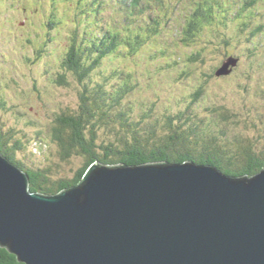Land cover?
Listing matches in <instances>:
<instances>
[{
  "label": "rangeland",
  "instance_id": "1",
  "mask_svg": "<svg viewBox=\"0 0 264 264\" xmlns=\"http://www.w3.org/2000/svg\"><path fill=\"white\" fill-rule=\"evenodd\" d=\"M247 1L143 0L132 13L127 10L129 3L124 4L122 0L120 6L114 7L107 0L100 8V26L113 25L121 33L124 31L123 39L114 48L115 52L103 58L100 66L93 69L90 79L79 83L63 69L60 59L71 44L70 32H83V26L79 27L75 17L87 19L89 16L79 6L73 8L75 4L69 0H0V136L4 138L2 133H7V137L11 135L18 140L21 148L10 152L14 161L21 163L24 169L48 170L51 181L73 178L82 167L83 159L73 156L63 159L59 155L58 146L50 136L51 126L57 114L76 111L79 94L85 88L92 92L102 83L109 81L112 85L110 80L114 77L110 72L117 66L130 74L132 85L122 99L119 111L124 113L122 118L131 128L137 130V138L143 145L146 138L151 143L156 136L162 135L167 128L168 116L184 110L190 105L193 94L201 90V97L189 111L195 120L208 118L213 108L233 107L244 135L264 153V119H261L264 117V97L262 99L254 92L264 95V38L260 46L259 38L239 35L241 30L247 32L258 25L257 18L247 22L245 13H252L251 10L244 13V10L252 9ZM82 2L85 11L88 8L91 15V7L85 5L84 0ZM257 2L264 13V0ZM206 3L209 7L215 6V10L211 8L208 14ZM197 7L200 11L193 12ZM130 19L134 22L128 23ZM156 19L159 21L155 24L152 20ZM208 19L207 31L195 34L196 28L207 23ZM190 21L196 25L192 37L186 31ZM87 25L94 37L90 28L95 23ZM128 26L136 35L145 32L143 42L136 37L140 44L133 48L129 46L135 43L132 32L126 30ZM145 36H148L146 40ZM51 37L57 38L54 43L50 41ZM50 45L51 50L47 53ZM228 48L235 58V64L228 65L233 70L230 74L215 77L213 70L219 68V72L225 63H230L225 57ZM193 50L203 51L205 67L201 73L191 76L190 73L195 74L197 69L193 65L189 74L184 75L186 68L192 66L189 60ZM112 57L120 62L116 63ZM32 71L33 75L30 74ZM58 74H65L68 83H57ZM106 122L104 127L97 123L94 132L99 144H120L121 139L131 136V129L121 125L117 118L112 117ZM188 127L186 124L184 130ZM232 136L227 135L228 142L232 141ZM13 142L7 143V149L12 148ZM192 163L204 166L196 161Z\"/></svg>",
  "mask_w": 264,
  "mask_h": 264
},
{
  "label": "water",
  "instance_id": "2",
  "mask_svg": "<svg viewBox=\"0 0 264 264\" xmlns=\"http://www.w3.org/2000/svg\"><path fill=\"white\" fill-rule=\"evenodd\" d=\"M224 64L218 76L229 72ZM0 157V247L24 264H264V169L94 163L55 195Z\"/></svg>",
  "mask_w": 264,
  "mask_h": 264
},
{
  "label": "trees",
  "instance_id": "3",
  "mask_svg": "<svg viewBox=\"0 0 264 264\" xmlns=\"http://www.w3.org/2000/svg\"><path fill=\"white\" fill-rule=\"evenodd\" d=\"M69 1L71 4H75L73 8L79 6L89 18L84 19L83 17H75V22L80 23L79 27L82 28L83 26V32L81 34H78L75 30L70 32L69 37L71 44L68 46L64 56L60 59V63L65 71L71 73L73 77H75L76 81L85 83L87 82V78L90 79L93 69L96 68L97 65L100 66V62L103 58L115 52L114 48L119 45L123 39L124 31L121 33L113 25L100 26V19H102L99 18L100 8L106 4L107 0H84V4L91 7V15L88 8L85 11L82 0ZM86 1H89V3H86ZM121 1L122 0H109L114 7L120 6ZM123 1H125L124 4H130V8L127 10H131L132 13H135L134 10L139 6V1L143 0ZM247 2L252 7V9L244 10V13L249 10L252 12L249 15L245 13L246 17H248L247 22L257 18L258 25L253 26L247 32L241 30L242 32L239 33V35L259 38L260 46H262L261 39L264 38L263 10L261 8L259 9L257 0H248ZM142 4L143 3H141V6ZM206 5L209 7V3H206ZM199 8L203 9L201 6ZM199 8L197 7L193 12L196 13L200 11ZM211 8L215 10L216 7L211 5L207 9L208 14ZM77 13L78 11L76 10L75 16ZM80 19H82V21L78 22L77 20ZM116 20L117 19L114 21ZM152 21H155L156 24L159 20L156 19ZM89 22L95 23V26L90 28V30L95 33L96 37L90 35L91 32L88 30L87 25ZM132 22H134L133 19H130L128 23ZM195 26L196 25H192L191 21L188 22L186 31L190 37L193 36V29ZM128 27L129 28H126V30L127 32H132L134 38L133 43H135L134 45L128 44L133 48V46L139 43L138 38L143 42L142 39L145 32L136 35L132 31V27ZM207 27H209V19L207 23L196 28L197 31L195 34H200L202 30L206 32ZM7 36L6 34V37ZM147 37L148 36H145V40ZM149 37L151 39L152 35ZM56 39L51 37L50 41L54 43L53 41ZM51 45L47 53L50 52ZM202 52V50H193L191 52L192 55L189 62L192 66L186 68L184 75L189 74L188 71L194 67L193 65H195L197 69L194 70V72H196L195 74L190 73L191 76L202 72L205 67V60L203 59L204 54ZM226 53V59L230 62L235 61L230 49L226 50ZM112 59L114 61L116 60V63L120 62V59L118 61L116 57H112ZM217 70L212 71L215 77L218 76ZM232 70L233 69L230 68L228 73L230 74ZM33 73L34 71L30 74L33 75ZM110 75L114 77V79L110 80L113 83L112 85H110L109 81L107 83L105 82L106 84L102 83L98 85V89L92 92L85 88L79 94L80 103L76 111L71 113L66 111L57 114L55 116V123L51 126L50 136L58 146L59 155H61L63 159H69L72 156L81 157L83 159L82 167L75 173L73 178L51 181V177L49 176L50 173H47L48 170L24 169L21 163L14 161L10 153L12 150L21 148L20 144L16 142L18 140H14V137H11V135L7 137V133H2L5 139L0 136V153L7 158L8 161L25 172L29 179V191L31 193L37 192L46 195H55L60 191L74 187L82 181L88 168L95 162H100V164L106 166H116L119 164L136 166L166 161L171 163H183L188 162L184 160H189L192 162L196 161L197 164L201 163V165L212 166L217 171L221 172V174L230 178H242L244 176L251 178L263 171L264 153L253 145L247 138V135H244L242 126L237 120V112L233 107L223 105L220 108H213V112L208 115V118L199 121L195 120L192 116V112L189 111L194 109H191V105L196 103L197 99L199 100L201 97V90H197L196 93L193 94L190 105L185 107L184 110H178L168 116L166 122L167 128L162 135L156 136L151 143L148 142V138H146L145 145H143V142L137 138V130L133 128V126L131 128L129 122L122 118L124 113L119 111L122 99L132 87L130 83V74H127L123 67L117 66L110 72ZM121 75L124 76V78H121ZM64 82L68 83L65 74H58L57 83L64 85ZM14 83H16L15 80ZM90 83H92V80H90ZM103 84L105 85L103 86ZM16 85L19 84L16 83ZM22 92L23 89L20 90V96H22ZM254 92L263 99V94H260L256 90H254ZM262 111L264 113V108ZM260 115L262 116L263 114ZM112 117L121 121V125H125L127 128L131 129V136L128 139H121L120 144L118 142L116 144L112 142L108 144H99L97 142V136L94 134V132L97 131V123L100 122L104 127V123H107L106 121L110 120ZM261 119H264V117L262 116ZM170 122L173 125H171ZM186 124L189 127L184 130ZM129 129L127 131H129ZM152 133L153 132H151V134ZM227 135H233L231 142H228ZM11 140L14 141V145L12 148L7 149V143L11 142ZM199 142H201L202 145H199ZM229 144H231V146ZM255 148H257V151H255ZM0 264L24 263L19 262L17 256L11 254L6 248L0 247Z\"/></svg>",
  "mask_w": 264,
  "mask_h": 264
},
{
  "label": "bare ground",
  "instance_id": "4",
  "mask_svg": "<svg viewBox=\"0 0 264 264\" xmlns=\"http://www.w3.org/2000/svg\"><path fill=\"white\" fill-rule=\"evenodd\" d=\"M0 157H4V156L0 153ZM4 158H5V157H4ZM95 163H99V164H100V162H95ZM8 164L12 165V167L14 166V164H13L12 162H8ZM182 164H188V162H183V163H180V164H178V165H182ZM191 164H193V163L191 162ZM204 167H209V168L212 169V166H205V165H204ZM89 168H90V167H89ZM89 168H88V169H89ZM222 176L228 178V177L225 176V175H222Z\"/></svg>",
  "mask_w": 264,
  "mask_h": 264
}]
</instances>
